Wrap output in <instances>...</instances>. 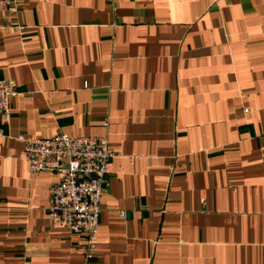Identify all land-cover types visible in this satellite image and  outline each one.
<instances>
[{
    "label": "crops",
    "instance_id": "crops-1",
    "mask_svg": "<svg viewBox=\"0 0 264 264\" xmlns=\"http://www.w3.org/2000/svg\"><path fill=\"white\" fill-rule=\"evenodd\" d=\"M0 74V264H264V0H19ZM59 133L115 153L91 260L18 139Z\"/></svg>",
    "mask_w": 264,
    "mask_h": 264
},
{
    "label": "built area",
    "instance_id": "built-area-1",
    "mask_svg": "<svg viewBox=\"0 0 264 264\" xmlns=\"http://www.w3.org/2000/svg\"><path fill=\"white\" fill-rule=\"evenodd\" d=\"M19 0H0V6L16 10ZM21 29L24 27L21 26ZM17 94L10 77L0 74V135L11 117V99ZM25 147L29 171L59 174L51 189L48 217L61 228L84 237L86 257L97 248L102 202L106 193L108 167L115 153L105 137L59 133L46 138L19 135Z\"/></svg>",
    "mask_w": 264,
    "mask_h": 264
}]
</instances>
